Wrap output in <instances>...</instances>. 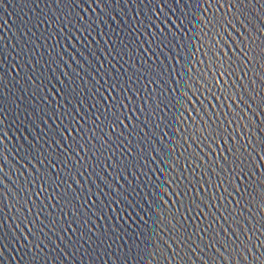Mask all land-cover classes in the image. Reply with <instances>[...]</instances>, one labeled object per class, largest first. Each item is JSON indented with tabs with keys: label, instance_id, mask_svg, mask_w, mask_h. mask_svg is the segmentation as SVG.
Here are the masks:
<instances>
[{
	"label": "water",
	"instance_id": "water-1",
	"mask_svg": "<svg viewBox=\"0 0 264 264\" xmlns=\"http://www.w3.org/2000/svg\"><path fill=\"white\" fill-rule=\"evenodd\" d=\"M46 3L49 5L48 7L45 6ZM141 7V5H136L135 8L131 5L124 7L118 4L116 8L120 15L117 23L107 21V17H105L107 23L115 29L121 40L127 38L132 41L130 48L127 49L128 55H123V59H121L120 56H115V53L108 55L110 49L105 47L108 36L99 35V29L93 31L91 36L88 37L89 40H95L97 43L91 44L88 51H85L82 44L77 43V40L72 39V36H76L80 41H83L85 37L81 36L75 29H72L71 25L68 26L71 29V34L69 31L61 29L58 21L50 25H39L38 21L43 18L53 17L54 19L56 16L61 15V11L57 10V4L53 0H0V41L3 42V57L0 58V125L3 127L0 130L8 137L4 141L8 148L27 149L28 142L33 141V136L36 135V129L33 125H40L36 114L42 115L40 112L41 107H55V101H59L61 104L64 103L63 97L55 95V92L49 91V89L55 88L58 91L61 88L56 79L52 78L53 75L60 80H64L60 73L62 71H70L69 68H65L64 63H60L58 53L63 56V61L69 64L71 69L79 71L69 59V56H74L83 64L80 56H77L72 50L76 48L92 61L96 68L103 64L104 69L109 71V76L115 77L129 89V91L121 93V96H128L131 99V106L124 114L132 115L131 124L135 126V131H132L130 127L128 131L124 132V136L119 141L116 140L115 136H112L113 143L131 141L135 146L139 141V147L146 148L147 141L153 140L154 137L153 142L156 147H163L167 153L152 152L149 149L145 155H148L149 159L156 157V160L155 163L147 164L146 167H142L145 164L143 157L137 156L140 164L130 170L135 172L139 179H135L128 172L123 173L124 177L132 185H139L143 188L141 196L149 192L152 184L167 180V187L164 188L162 193H157L163 207L157 208L152 205L146 216L145 212L138 207L125 209V205L121 204L115 212L113 211L115 206L106 208L103 212L105 216L103 220L97 219L96 216H91L92 223L86 226L80 224V213L75 208L70 213V206L64 207L63 211L67 222L71 223L74 214L77 220L76 223H71V227L76 229L79 226V230L75 234L69 232L64 236L63 240H57L56 238L64 235L63 233L56 230L49 231L52 228V225L49 224V219H60L59 209L54 210L48 207L44 214L39 217V221H42L43 225L46 226L43 231L48 236V239H43V244L47 246L44 255L49 264H121L123 253L127 251L126 248H122V245L125 242L131 244L132 241L128 239V235H138L140 231L137 227L139 222L133 223L132 220L127 219V216L131 215L134 219L139 215L147 219L150 229L154 230L155 234L152 237L153 246H155L156 242H159L161 249L167 248L168 251L164 252V257L167 258L168 264H172L169 252L172 251L173 247H179L175 237L172 236L170 238L169 232V229L175 223L173 220V215H175L177 220L182 219L183 216L194 217L183 221L186 225L192 226L189 227V231H194L196 225L206 228L209 223L212 224V229L207 234L200 233V235L204 236L203 244L200 245L201 251H193L191 246H189L188 251L191 252V255H188L187 252H182L181 255L184 260L177 261L176 264H240L242 257L248 261L251 253L245 254L242 252L239 257L233 253L229 256L227 253L218 251L219 245L204 250V244L210 242L209 237L212 235H216L221 244H223L225 237L229 240L235 239L236 237L232 235L229 229L236 231L242 240L246 239L247 236H251L250 247H255L261 241H264V228H260V223H264V207H261L258 202L253 207H249L243 202L239 205L227 203L228 200H239V196L236 193H232L231 197H229L227 193H223L219 186V181L216 180L215 158L219 155H226V153H223L225 148L239 147L246 142L251 144L252 141L258 139L261 133L256 131L260 127L257 121H264V116H261L254 107L251 109L246 108L244 104L236 100V95L241 92L240 86L236 81L240 83L246 82L241 78V71L237 69L235 74L232 72L225 74L224 72V69L229 67L227 53H231L232 56L239 59L237 51L232 48L231 43L223 35L217 37L212 32H209L207 37L201 35L202 31H207V29L202 28V24L205 23L204 17L207 16L211 19L212 13H215L216 17L219 18L224 12L228 11V7L227 5L219 6L214 4L210 10H206L205 5L201 4L199 12H196L194 7L183 9L189 13V17L188 19L181 17L179 20L177 19V16H179L178 12L176 15H172L171 12L165 9V15L168 16V20L172 23L164 20V16H160L159 20L155 22L159 27L167 28L174 33L176 40L169 47L162 49L163 54L155 45H152L151 51H145L148 49L147 44H144L142 48L138 47V42L145 37L140 35L139 32L133 34L134 39L133 37H128L127 27L124 25L118 26L121 18L131 24L130 16L135 15ZM59 8L61 10L64 9V5H59ZM125 11L128 15H124ZM143 12L147 13V9H143ZM193 12L200 18L201 24H196L195 21L189 24L188 20L191 19V13ZM115 14L113 13V15ZM228 18L225 17V19ZM161 20L164 21L163 24L160 23ZM181 24H183V27H181ZM101 28L104 32L109 31L104 25H101ZM190 28H194V30L185 32V29ZM220 30L219 27L214 29L215 32ZM223 31H229L227 25L223 26ZM110 35L112 36V41H116V34L110 33ZM221 40H223V43H220ZM69 44L71 46H68ZM225 44L228 47H225ZM117 46L120 47L119 44ZM65 49L68 53L67 55L64 54ZM88 52H92L93 55L89 56ZM153 52H155V55H153ZM221 54H225L223 56L224 63H221ZM129 56H131V59H129ZM52 60H55L56 63H52ZM109 61L114 66L111 70H109ZM141 64H143V67H141ZM157 65L161 67H157ZM83 66L94 77L93 82H99V84H104L105 81L112 82L109 76H104L101 73V76H103V79H101V76L96 75L87 64ZM232 67L236 68V65L233 64ZM117 72L121 73V75H117ZM134 72L136 75H133ZM153 74H159V77L156 78L155 83H150L154 78ZM256 74H258V70ZM80 75L84 76V73L80 72ZM137 76H139V79H137ZM146 76L147 78H145ZM129 78H131L130 81ZM252 78L253 73L250 72L248 79ZM84 79L88 80L89 77L84 76ZM41 80H43V84L40 83ZM193 84L196 87H193ZM89 87H91L90 84ZM257 87L259 86L257 85ZM196 88H199V92L196 91ZM101 92H104L103 88H101ZM148 93H152V95L149 96ZM115 94L113 93V95ZM45 96L48 99V105H45L42 99ZM181 96L183 97L181 103H176V98ZM193 96L195 99H193ZM142 101H146V103H142ZM125 102L127 103L128 101ZM72 103H75V101H72ZM133 108L142 109V111L133 112ZM250 112H254L255 115H250ZM91 114L89 112L90 116ZM241 114L246 119H238L237 123L231 122L233 117L238 118ZM121 118L123 119V116ZM86 120L87 123L84 120L80 121V124L84 125L85 129L91 124V120H88L87 117ZM209 121L211 122L210 127ZM124 122L125 124L128 123L127 120ZM249 122H251L252 127L248 126ZM56 123L59 124L60 121H56ZM41 127L43 126L41 125ZM217 127L219 128L217 135L211 139H206L208 132L216 130ZM241 128H243V131H241ZM45 131L47 130L45 129ZM104 131L107 133L108 129L105 128ZM116 132L120 133L121 129L117 128ZM145 133L149 135L146 140H142L141 138ZM73 135L75 136L76 134L73 133ZM197 136H199V139H197ZM79 142L83 144L84 140L81 139ZM68 143H71V141L69 140ZM92 154V152L80 153L82 157L91 156ZM95 154L99 156V152ZM21 155H23V152H21ZM135 155L136 153H133V156ZM255 155L264 157V153H261L259 149H256ZM6 156L8 166L13 167L17 172L21 171V166L25 165V161L16 155L15 152L6 153ZM109 156H114L122 162L132 159L131 156L124 152L123 148L116 150L114 153L105 152L99 161H90L96 165L95 170L101 177L105 175L101 169L105 166V161L108 160ZM161 157L167 161V165L160 163ZM261 163H264V160L253 161L255 170L264 172V169L260 168ZM32 164L39 168V165H36L34 160ZM8 166L5 165L4 168L6 173L8 172ZM156 168L162 170L170 169V171L167 172V175L161 176L159 172L153 174L149 170ZM69 169H71V165H69ZM88 171L92 172L93 169L88 168ZM107 172L113 176L116 175L112 168H107ZM30 174H32L31 168H27L23 172V175ZM72 175H75L74 170H72ZM9 178L17 185L23 182L22 179L17 180L16 175H10ZM116 178L120 184H124V180L119 177ZM173 180L176 183H173ZM11 181L8 179L4 181L5 186L10 189L12 187L9 184ZM93 181H95V184H93ZM204 181H210V184L207 185L209 198L217 196L220 197V200H212V203L216 205L215 208H212L205 201L207 211H205L204 216L195 217L194 212L185 211L191 196L197 195V193L188 192L189 182L192 185L200 182V186L204 187ZM68 183L72 189L80 190L71 180ZM145 183L148 184V187H144ZM213 184L216 186H212ZM81 185L86 189L91 188L92 192L97 190L95 185L104 188V185L99 180H96L95 176H92L91 180H84L81 177ZM124 186L128 187L126 184ZM35 187L38 188L39 185H35ZM223 187H227V185H223ZM151 190L155 191L154 188H151ZM60 191H63V189L61 188ZM104 191H107V189H104ZM261 191L264 190L257 186V193ZM48 192L51 193L52 189L49 188ZM228 192H232V189L229 188ZM25 194L27 195L28 193ZM88 194L85 191V195ZM32 199L41 205L64 204V201L60 200L58 196L51 200H45L44 195H41L38 200L35 196ZM92 199L97 200V203L106 200L105 197L98 198L95 195L92 196ZM148 199L151 200L152 197L149 196ZM165 201H170L171 203H166ZM175 201H180L181 203H175ZM141 203L146 209L148 208V205L144 204L143 201ZM28 206L31 207V205ZM256 208H260V211L256 212ZM177 209H179V212H177ZM237 209H241V211H237ZM4 211L11 216L16 215L13 208L5 206ZM37 211H39V208L34 209L29 215L34 216ZM93 211H95V207H93ZM209 212L212 215H208ZM49 213H51L50 216ZM116 215L123 218L117 220L115 218ZM46 216L49 219H45ZM149 217H152V219H149ZM153 220L156 221L155 224ZM93 224L95 227H93ZM41 226L37 222L33 231L35 232ZM11 227H15V224L12 225V221L9 220L5 231L7 232ZM28 227L32 226L29 225ZM249 229L253 231L249 232ZM256 229H259V231H255ZM85 232H87V235H83ZM125 232L128 235H125ZM14 235L20 236V233L15 232ZM121 236L123 240L118 239ZM33 239V236L29 234L27 240H24L23 236H21V242H17L14 239L11 242L8 239L3 240L4 250L3 253H0V264H30L36 249L28 241H33ZM70 240L77 241L75 246L69 243ZM193 240H197V238L194 236ZM113 241H116V243L113 244ZM138 243L141 242L138 241ZM43 244L41 247H44ZM109 245L112 246L109 247ZM117 249L120 251L117 252ZM228 251L231 252V249L229 248ZM256 251H264V249L257 248ZM118 256L121 259H118ZM142 260L143 264H153L154 260L159 261V264H164L159 258V252L154 253L151 258L143 256Z\"/></svg>",
	"mask_w": 264,
	"mask_h": 264
},
{
	"label": "snow or ice",
	"instance_id": "snow-or-ice-1",
	"mask_svg": "<svg viewBox=\"0 0 264 264\" xmlns=\"http://www.w3.org/2000/svg\"><path fill=\"white\" fill-rule=\"evenodd\" d=\"M57 4V10L61 11L60 16L43 18L38 21L39 25L51 24L58 21L60 27L63 30L69 31L71 34V29L68 28L71 25L72 29H75L76 32L80 33L81 36H84V40L80 41L76 36H72V39L77 40V43H81L85 51H88V48L91 44L97 43L95 40H89L88 37L91 36L93 31L99 29L98 34L102 36H108V41L105 42V47L110 49L108 55L115 53V56H120L123 59V55H128L127 49L130 48L132 41L121 40L119 35L116 33L115 29L111 27L107 21L117 23L118 16L120 15L117 12L116 6L123 5L127 7L131 5L136 7V5H141V9L137 11L135 15L130 16L131 24L128 21L119 20V25H124L128 29V37H133L134 33L139 32L140 35L145 38L138 42L137 46L142 48L144 44L148 45V49L145 51H151L152 45H155L157 49L161 50L169 45L173 44L176 40L174 33L169 31L167 28H161L155 22L159 20L160 16H164V20H168V16L165 15V9L168 12H171L172 15H176L179 20L181 17L188 19L189 13L185 12L183 9L194 7L196 12L200 11L201 4L205 5L206 10H210L213 5H227L228 11L217 18L215 13H212L211 19L207 16L204 17L205 23L202 24V28L207 29V31H202L201 35L207 37L209 32H212L215 36L227 38L231 43V46L239 54V59L232 56L231 53H227L229 67L224 69L225 74L232 72L235 74L236 70L239 69L242 74V79L245 83L239 84L241 92L236 95V100L244 104L246 108H255L261 116H264V0H53ZM63 4L64 9H60L59 5ZM49 5L46 3L45 5ZM183 6V8H182ZM147 9V13L143 12V9ZM175 9V11H173ZM123 10V9H122ZM219 10V8H217ZM256 10V11H254ZM113 13H116L113 15ZM124 15H128L125 11ZM203 15V13H201ZM107 17V21L105 20ZM225 17H229L225 19ZM195 21L196 24H201L200 18L195 14L191 13V19L188 20L189 24ZM215 21V23H213ZM169 23H172L168 20ZM161 24L164 23L163 20L160 21ZM101 25H104L109 29L108 32H104L101 28ZM227 25L229 31H223V26ZM175 27V25H173ZM183 27V24H181ZM219 27L221 30L215 32L214 29ZM194 28L185 29V32L193 31ZM111 34H116V41H112ZM87 34V36H85ZM59 43V42H58ZM223 43V40L220 41ZM120 45L118 47L117 45ZM68 46H71L69 44ZM53 47H55L53 45ZM225 47H228L225 44ZM3 42L0 41V58L3 57ZM77 56H80L83 64L80 60H77L74 56H69V59L73 64L79 69L75 71L71 69L70 65L63 61V56L58 53L60 58V63H64L65 68H69L70 71H62L60 74L64 77V80H60L53 75V79H56V82L61 85V88L57 91L55 88L49 89V91L55 92V95L61 96L64 98V103L61 104L59 101H55V107H41L39 114L37 113V119L40 121V125H33L36 129V135L33 136V141L28 142V148H8L4 143L8 137L0 130V253H3L4 246L2 245L3 240L8 239L10 242L14 239L17 242H21L20 237L23 236L24 240H27V236L31 234L33 236V241H28L32 244V247L36 249L35 254L32 255L30 264H49L45 253L46 245L43 244V239L47 238V234L43 231V228L46 227L43 225L42 221H39L40 215L44 214L48 207L52 209H59L60 219H49L48 216L45 219H49V224L52 225V228L49 231H59L64 235L57 236V240H63L69 232L75 234L78 228L74 229L71 227V223H76L77 217L73 214V220L71 223H68L66 217L64 216V207H69V212H72V209L75 208L77 212L80 213V224L86 226L89 223H92L91 216H96L97 219L103 220L105 216L103 212L106 208H115L119 209L121 204L125 205L127 208H140L141 211L145 212L147 216L148 211L151 210V206L155 205L157 208L163 207L160 203V199L157 196V193H162L164 188L167 187L168 181H162L152 184L151 188H154L153 192L150 188L149 192L144 193L141 196L143 188L139 185H132L123 175L124 172H128L129 175H132L135 179H139L135 172H132L130 169L137 167L140 164V161L137 159V156L143 157L145 164L142 167H146L147 164L155 163L156 157L149 159L148 155H145L146 152L150 149L152 152H165L166 150L163 147L157 148L153 140L147 141V147H139L140 142H137V145H133L131 141H123L118 144H114L111 137L115 136L116 140H121V137L124 136V132L128 131L131 127L132 131H135V126L131 124L133 119L132 115H125V111L131 106V99L128 96H121V93L129 91L124 85L120 83L115 77L109 76V71L105 70L103 64L99 68H96L92 61H90L83 53L79 52L76 48L72 49ZM171 50V49H170ZM64 54L67 55L65 49ZM89 56H92V52H88ZM155 55V52H153ZM221 54V63H224L223 56ZM115 58V57H113ZM131 59V56H129ZM56 63L55 60L51 61ZM46 63H48L46 61ZM84 64H87L89 68L96 75L101 76L103 73L104 76H109V79L112 81L109 83L105 81L104 84H99V82H93L94 77L91 76L88 69L84 68ZM109 70L114 66L111 64V61L108 62ZM235 64L236 68H233L232 65ZM143 67V64H141ZM157 67H161L157 65ZM258 70V74H256ZM80 72L84 73V76H88L89 79L85 80L84 76L80 75ZM253 73V78L248 79L249 73ZM43 75V74H42ZM117 75L121 73L117 72ZM133 75H136L134 72ZM154 78L150 83H155L156 78L159 77V74H153ZM170 75V74H169ZM147 78V76L145 77ZM103 79V76H101ZM131 78H129L130 81ZM139 79V76H137ZM43 84V80L40 81ZM89 84L91 87H89ZM106 85V87H105ZM257 85L259 87H257ZM196 87L195 84L192 85ZM101 88L104 89V92H101ZM83 89V90H81ZM119 89V91H117ZM178 90V89H174ZM196 91L199 92V88H196ZM113 93H116L113 95ZM251 93V95H249ZM149 96L152 93H148ZM98 97V98H97ZM44 104L48 105L47 97H42ZM193 99L195 97L193 96ZM183 97L176 98V103H181ZM75 101V103H72ZM125 101H128L127 103ZM186 102V101H185ZM146 103V101H142ZM87 105V107H85ZM175 106V105H174ZM167 107V105H165ZM137 110L133 108L132 111ZM195 111V110H193ZM203 111V109H201ZM91 112V116L89 115ZM215 115V114H213ZM231 115V113H229ZM250 115H255L254 112H250ZM123 116V119L121 118ZM86 117L88 120H91V124L85 129L84 125L80 124L81 120H84L87 123ZM103 117V119H101ZM238 119H246V117L241 114L238 118L233 117L232 123H237ZM125 120L128 121L125 124ZM51 121V123H49ZM56 121H60L59 124ZM66 122V123H65ZM259 128L256 131L260 132L258 139L248 144L247 142L239 147H231L223 149V153L226 155H219L215 158L216 165V180L219 181V186L223 193H227L231 197L232 193H236L239 196V200H228L227 203H235L239 205L243 202L249 207H253L257 202L261 207H264V191L257 193V186L264 190V172L256 171L254 168V160H264V157H258L255 155L256 149H259L261 153H264V121H257ZM209 127L211 122H208ZM41 125L43 127H41ZM147 126V125H145ZM239 126V125H238ZM249 127H252L251 122L248 123ZM0 125V129H2ZM158 127V125H156ZM107 128L108 132L105 133L104 129ZM120 128L121 132L117 133L116 129ZM45 129L47 131H45ZM207 131V129H205ZM219 128L216 130L208 132L206 139H211L217 135ZM243 131V128H241ZM73 133L76 135L74 136ZM83 134V135H81ZM131 134V133H129ZM148 133H145L142 136V140H146ZM79 137V139H77ZM86 137V139H85ZM58 138V139H57ZM84 140V143L81 144L79 140ZM199 139V136H197ZM238 139V137H237ZM71 143H68V141ZM95 141V143H93ZM202 142V141H201ZM99 145V147H97ZM120 148L124 149V152L128 156H131V160H124L123 162L119 159H116L114 156H109L108 160L105 161V166L101 169L104 172V177H101L100 174L95 170L96 165L92 164L90 161L96 160L99 161L100 157L104 156L105 152L114 153ZM251 149V150H249ZM15 152L16 155L20 156L21 159L25 161V165L21 166V171L17 172L13 167L8 166V159L6 153ZM23 152V155H21ZM89 153L92 152L91 156L82 157L80 153ZM99 152V156L95 153ZM133 153H136L133 156ZM167 154V153H166ZM35 161L36 165H39V168H36L32 161ZM161 164L167 165V161L161 157ZM87 166L85 167V165ZM5 165L8 166V172L4 171ZM71 165V169H69ZM27 168L32 169V174L23 175V172ZM88 168H92L93 171L89 172ZM107 168H112L113 172L116 173L113 176L111 173L107 172ZM260 168L264 169V163L260 164ZM59 170V171H57ZM72 170H74L75 175H72ZM155 174L159 172L161 176L167 175V172L170 169H149ZM63 174V175H62ZM10 175H16L17 180H23L20 185H17L10 180ZM211 175V174H209ZM92 176H95L96 180H99L104 188H100L99 185H95L96 192H92L91 188H85L81 185V177L84 180H91ZM124 180V184H120L119 180L116 178ZM8 179L11 181V189L5 186L4 181ZM186 179V178H185ZM71 180L72 183L76 184L79 191L72 189L68 181ZM176 183L175 180L172 181ZM95 184V181H93ZM128 185L125 187L124 185ZM210 181H204V187L200 186V182H197L196 185H192L189 182L188 192L197 193V195L191 196L188 207L185 209L186 212H194L195 217H203L207 208L205 207V201L208 204L215 208L216 205L212 203V200L219 201L220 197L208 196V187ZM35 185H39L38 188ZM55 185V187H53ZM227 185V187H223ZM212 186H216L213 184ZM144 187H148V184L145 183ZM51 188L52 192L49 193L48 189ZM63 191H60V189ZM231 188L232 192H228V189ZM107 189V191H104ZM85 191L89 194L85 195ZM15 193V194H14ZM25 193H28L27 195ZM47 193V195H45ZM55 193V195H53ZM184 194V193H182ZM41 195H44L45 200L55 199L56 196L60 200L64 201V204H49L41 205L37 204L36 200H33L32 197L35 196L38 200ZM95 195L99 197H105V201L97 203V200L92 199V196ZM151 196L152 199L149 200L148 197ZM139 197V199H137ZM10 198V200H9ZM79 198V199H78ZM23 201V202H22ZM148 205L146 209L141 203ZM166 203H171L170 201H165ZM175 203H181L180 201H175ZM18 205V206H17ZM28 205H31L29 207ZM15 209V216H11L4 211V207ZM183 207V205H181ZM95 207V211H93ZM226 207V205H225ZM39 208V211L35 213L34 216L29 214L33 212L34 209ZM199 210V211H196ZM227 210V209H226ZM241 211V209H237ZM256 212L260 211V208L255 209ZM179 212V209H177ZM51 213H49V216ZM208 215H212L211 212ZM231 215V213H229ZM254 215V213H253ZM117 220L123 218L119 215L115 217ZM193 216H183L182 219L177 220L175 215H173V220L175 221L172 228L169 229L170 238L175 237L176 241L179 244V247H173L172 251L169 252V257L172 258V264H176L177 261L184 260V257L181 255L182 252H187L188 255H191V252L188 251L189 246H191L193 251H201L200 245L203 244L204 236L200 233H205L212 229V224L209 223L206 228H201L199 225L195 226L194 231H189L190 225H186L183 221L193 219ZM127 219L133 221V223L139 222L137 227L140 229L138 235H128L125 232V235H128V239L132 241L131 244L125 242L122 245V248H126L127 251L123 253V258L119 256L118 259H121V264H143L142 257L149 256L150 258L154 253L159 252V258L164 264H168L167 258L164 257V252L168 251L167 248L161 249L159 247V242H156L153 246V235L154 230L150 229L148 220L137 215L134 219L131 215L127 216ZM152 219V217H149ZM12 221V225L15 224V227L9 228L6 232L5 227L8 224V221ZM19 221V223H17ZM39 222L42 226L36 231H33L36 223ZM155 224L156 221L153 220ZM257 223H259L257 221ZM23 225V227H21ZM31 225L32 227H28ZM93 227L95 225L93 224ZM260 228H264V223H260ZM27 229V231H25ZM90 231V229H89ZM232 235L236 237L235 239L229 240L225 237L223 244L220 240L216 238V235L209 237V243L204 244V250L211 249L219 245L218 251L221 253H227L231 256L233 253L236 256H241V253H251L249 260L246 261L243 257L240 260V264H264V251H256L257 248L264 249V241H261L255 247H250L252 237L247 236L246 239H241L240 235L232 230ZM249 232L253 231L252 229L248 230ZM255 231H259L256 229ZM15 232H19L20 236L14 235ZM26 233V235H25ZM87 235V232L83 233ZM196 237L197 240H193V237ZM118 239L123 240V237ZM259 239V237H257ZM140 241L141 243H138ZM199 241V242H197ZM51 242V241H50ZM69 243L75 244L77 241H69ZM103 243V241H102ZM116 241H113L115 244ZM44 247H41V245ZM112 245H109L111 247ZM231 249V252L228 249ZM120 250L117 249V252ZM153 264H159V261H153Z\"/></svg>",
	"mask_w": 264,
	"mask_h": 264
}]
</instances>
